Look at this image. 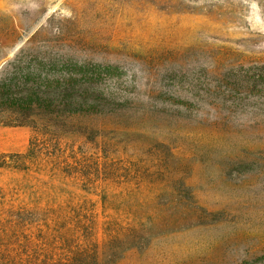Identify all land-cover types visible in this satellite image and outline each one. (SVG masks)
<instances>
[{
  "label": "rangeland",
  "instance_id": "rangeland-1",
  "mask_svg": "<svg viewBox=\"0 0 264 264\" xmlns=\"http://www.w3.org/2000/svg\"><path fill=\"white\" fill-rule=\"evenodd\" d=\"M37 32L22 66L62 59L110 106L48 127L0 104V221L43 237L16 251L264 264V0H0V73Z\"/></svg>",
  "mask_w": 264,
  "mask_h": 264
},
{
  "label": "trees",
  "instance_id": "trees-1",
  "mask_svg": "<svg viewBox=\"0 0 264 264\" xmlns=\"http://www.w3.org/2000/svg\"><path fill=\"white\" fill-rule=\"evenodd\" d=\"M39 35L41 32H37L16 58L7 63L0 73V104L8 106L3 112L9 116H17L18 120L24 116L23 120L17 121L16 124L19 126H35V119L38 118L45 120L46 126L52 127L58 126L57 122L95 114L99 112V109L108 108L110 103L107 98L102 94L97 95L92 92L95 86L91 79H86L84 82L77 79L76 74L68 68L72 64L69 65L62 59L48 56L44 57L40 67L29 65V68H25L22 66L26 64L25 55L32 50L29 48L31 41ZM60 67L66 70L53 73V70ZM19 81L22 83L19 84ZM4 125L11 126L13 123L5 122ZM55 149V152L49 156L56 157L58 143ZM42 154L43 148L38 144H32L27 154L18 156L17 164L25 166L22 170H26L27 164L34 160L38 161ZM15 224L16 222L12 221L11 217L0 221V264H58L57 259L51 255H30L17 252L15 244L21 243L20 248H27L36 244L35 241L43 240V237L39 236L34 239L24 232L17 235ZM19 225L24 226L22 223Z\"/></svg>",
  "mask_w": 264,
  "mask_h": 264
}]
</instances>
